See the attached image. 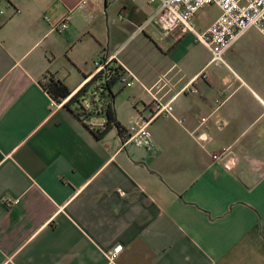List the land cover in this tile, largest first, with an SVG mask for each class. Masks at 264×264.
<instances>
[{
    "label": "crops",
    "instance_id": "crops-1",
    "mask_svg": "<svg viewBox=\"0 0 264 264\" xmlns=\"http://www.w3.org/2000/svg\"><path fill=\"white\" fill-rule=\"evenodd\" d=\"M79 1L8 0L0 17V264H264V36L248 28L210 64L191 33L147 23L157 1ZM108 55L136 78L110 87L123 130L170 101L151 147L117 127L93 138L105 117L79 121L41 86L70 98Z\"/></svg>",
    "mask_w": 264,
    "mask_h": 264
},
{
    "label": "built area",
    "instance_id": "built-area-1",
    "mask_svg": "<svg viewBox=\"0 0 264 264\" xmlns=\"http://www.w3.org/2000/svg\"><path fill=\"white\" fill-rule=\"evenodd\" d=\"M148 3L157 1L158 7L154 10L152 15L147 19V23H156L157 27L163 34H170L174 32L191 33L195 42L206 47L211 57L210 64L226 65L223 57L226 51L237 42L241 35L249 28L257 29L264 36V0H143ZM8 0H0V17L5 16V7L8 6ZM80 7L88 5L87 0L79 1ZM208 5H215L219 9V14L213 21L204 29H196L193 18L198 10ZM5 6V7H4ZM18 10L13 8V12ZM2 20L0 19V25ZM67 28L66 21L56 23L53 28L58 33L65 31ZM92 70L93 75H98V80L92 84L87 95H81L75 102L74 110L83 115L93 112L94 115H104L105 104L108 97L102 94V88L105 80L110 76V69L114 67H121L120 82L125 87L133 84L136 78L122 65L120 62L114 60L113 55L98 58ZM229 90V88H227ZM69 98V97H68ZM63 99L58 102V106L63 105L67 100ZM150 105V117L147 119L135 118L131 124L122 130L121 134L125 137L124 144L135 143L138 146H152V136L149 129V123L152 119L166 114L173 116V108L170 101L161 103L153 97ZM224 99L219 96L215 99V106L212 111L214 113ZM78 110H77V109ZM209 115L199 116L197 133L195 139L202 143L206 140L207 119ZM227 148H223L218 153H210V157L214 161H218L220 154ZM264 163V161L262 162ZM228 165V164H226ZM17 201H14L16 203ZM121 251L120 246L115 247L114 252Z\"/></svg>",
    "mask_w": 264,
    "mask_h": 264
},
{
    "label": "trees",
    "instance_id": "trees-1",
    "mask_svg": "<svg viewBox=\"0 0 264 264\" xmlns=\"http://www.w3.org/2000/svg\"><path fill=\"white\" fill-rule=\"evenodd\" d=\"M121 67H114L113 69H110V76L102 85V88L104 89V92H102L103 95L106 94L108 97V101L105 104L104 109V117H105V123L102 129L91 131V134L93 138L95 139H101V137L104 135L106 131H109L112 127H117L119 129V133L122 132V127H120L119 123L117 122L115 116L114 110L111 108L110 100L112 97V94L110 92V87L113 85L116 81H120V74H121ZM98 75H93L90 81H88L86 84H84L77 92H75L64 104V107L69 109V105L71 103H74L79 99L82 92L86 88V86L95 84L98 80ZM41 86L46 90L47 94L51 97L52 100L59 102L63 99H66L70 96L71 91L63 84V82L59 79L54 78L53 76H49L48 79L41 83ZM77 109V108H76ZM78 110V109H77ZM75 118L79 121H83L87 119L89 116H98L94 115L93 112L87 113L86 115H83L75 110L71 111ZM101 115V114H100Z\"/></svg>",
    "mask_w": 264,
    "mask_h": 264
},
{
    "label": "rangeland",
    "instance_id": "rangeland-1",
    "mask_svg": "<svg viewBox=\"0 0 264 264\" xmlns=\"http://www.w3.org/2000/svg\"><path fill=\"white\" fill-rule=\"evenodd\" d=\"M219 14V9L215 5H208L204 8H201L197 11L198 21L199 24H204L210 22Z\"/></svg>",
    "mask_w": 264,
    "mask_h": 264
}]
</instances>
